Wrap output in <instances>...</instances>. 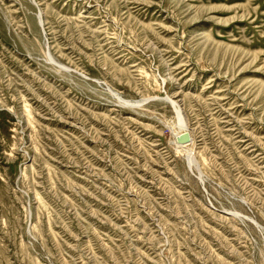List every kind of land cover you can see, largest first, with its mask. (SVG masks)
I'll return each instance as SVG.
<instances>
[{"label":"rangeland","instance_id":"374dc122","mask_svg":"<svg viewBox=\"0 0 264 264\" xmlns=\"http://www.w3.org/2000/svg\"><path fill=\"white\" fill-rule=\"evenodd\" d=\"M0 264H264V0H0Z\"/></svg>","mask_w":264,"mask_h":264},{"label":"bare ground","instance_id":"6f19581e","mask_svg":"<svg viewBox=\"0 0 264 264\" xmlns=\"http://www.w3.org/2000/svg\"><path fill=\"white\" fill-rule=\"evenodd\" d=\"M179 124H180V126H184V124L182 123L181 120L179 121ZM184 139H185V138H184ZM184 139H183V140H184Z\"/></svg>","mask_w":264,"mask_h":264}]
</instances>
